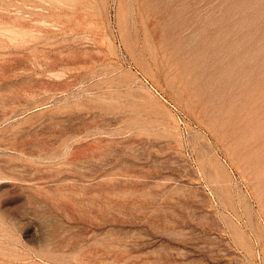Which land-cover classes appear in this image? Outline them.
I'll list each match as a JSON object with an SVG mask.
<instances>
[{
  "label": "rangeland",
  "instance_id": "obj_1",
  "mask_svg": "<svg viewBox=\"0 0 264 264\" xmlns=\"http://www.w3.org/2000/svg\"><path fill=\"white\" fill-rule=\"evenodd\" d=\"M0 264H264V0H0Z\"/></svg>",
  "mask_w": 264,
  "mask_h": 264
}]
</instances>
